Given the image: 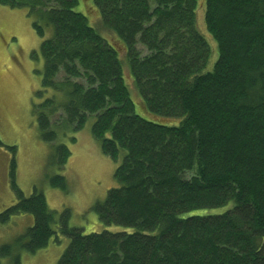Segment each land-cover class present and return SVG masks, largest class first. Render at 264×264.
Instances as JSON below:
<instances>
[{"label": "trees", "instance_id": "16d2710c", "mask_svg": "<svg viewBox=\"0 0 264 264\" xmlns=\"http://www.w3.org/2000/svg\"><path fill=\"white\" fill-rule=\"evenodd\" d=\"M0 4L27 10L43 39L38 96H50L33 113L50 164L67 165L61 141L91 117L103 154L122 158L92 207L105 230L90 234L43 192L26 197L14 158L18 199L0 225L23 215L34 225L1 258L23 264L61 236L70 243L56 264H264V0ZM50 186L68 192L64 176Z\"/></svg>", "mask_w": 264, "mask_h": 264}, {"label": "rangeland", "instance_id": "374dc122", "mask_svg": "<svg viewBox=\"0 0 264 264\" xmlns=\"http://www.w3.org/2000/svg\"><path fill=\"white\" fill-rule=\"evenodd\" d=\"M203 13L204 10L199 13L198 26L208 37ZM52 34L53 28H47L45 39ZM208 39L216 49L215 42ZM42 42L27 10L0 4V213L17 203L11 185V162L16 158L17 184L26 197L35 190L43 192L50 209L59 216L65 210L71 211V226L83 228L86 234L102 232L105 226L92 207L103 201L108 191L116 186L114 173L122 158L115 162L103 154L92 136L94 117H91L82 130L62 139L70 150L67 165L59 169L50 164L53 148L40 139L33 113L34 106L50 96V92L38 96L44 90ZM127 78L134 92V82L129 75ZM67 139H75V142ZM55 175L65 177L67 193L50 186V178ZM32 219L30 215H23L0 225V249L25 235L34 225ZM53 228L56 230V226ZM69 243L70 240L60 236L58 242H51L37 255L23 254L22 262L56 264ZM0 261V264H11V259L0 257Z\"/></svg>", "mask_w": 264, "mask_h": 264}]
</instances>
